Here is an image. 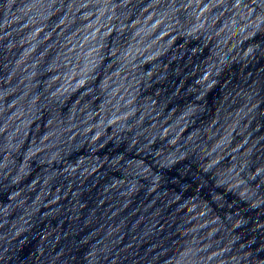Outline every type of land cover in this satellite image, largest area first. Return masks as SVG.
Returning <instances> with one entry per match:
<instances>
[{
	"label": "water",
	"instance_id": "water-1",
	"mask_svg": "<svg viewBox=\"0 0 264 264\" xmlns=\"http://www.w3.org/2000/svg\"><path fill=\"white\" fill-rule=\"evenodd\" d=\"M0 264H264V0H0Z\"/></svg>",
	"mask_w": 264,
	"mask_h": 264
}]
</instances>
